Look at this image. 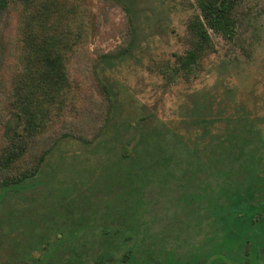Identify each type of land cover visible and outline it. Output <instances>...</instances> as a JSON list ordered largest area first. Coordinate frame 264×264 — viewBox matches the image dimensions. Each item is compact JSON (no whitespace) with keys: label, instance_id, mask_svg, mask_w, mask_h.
Returning <instances> with one entry per match:
<instances>
[{"label":"trees","instance_id":"obj_1","mask_svg":"<svg viewBox=\"0 0 264 264\" xmlns=\"http://www.w3.org/2000/svg\"><path fill=\"white\" fill-rule=\"evenodd\" d=\"M242 1L195 0L186 48L171 67L174 77L186 80L212 52L210 33L232 39ZM11 10L13 34L1 40L7 73L2 108L14 122L0 140V200L9 191L36 188L50 152L36 153L37 143L78 115L89 89L70 65L96 24L91 0H0V18ZM98 89L108 100L107 86L98 82ZM193 115L201 135L192 145L162 125L113 146L110 161L117 171L99 177L106 183L89 186L88 195L82 188L64 192L54 206L64 205L60 216L35 215L18 258L24 264H86L83 239L100 252L122 245L127 264H264V138L256 127L240 136L213 134L212 121L195 109ZM68 225L74 230L68 232Z\"/></svg>","mask_w":264,"mask_h":264},{"label":"rangeland","instance_id":"obj_2","mask_svg":"<svg viewBox=\"0 0 264 264\" xmlns=\"http://www.w3.org/2000/svg\"><path fill=\"white\" fill-rule=\"evenodd\" d=\"M91 4L94 33L70 65L72 75L83 81L89 93L74 120L37 143L36 153L49 148L50 152L40 166L36 188L9 191L0 200V264H24L18 256L27 245L28 222H36L38 214L60 216L64 205L54 206L64 192L69 196L82 188L88 195V187L99 177L117 171L111 166L110 159L116 157L112 147L125 145L140 131L164 125L192 145L195 135H201L194 123L195 109L212 121L213 134L229 130L240 136L246 127H256L264 138V0H243L237 7L232 39L210 33L212 52L186 80L174 77L171 67L175 55L186 48V24L196 11L195 0H91ZM13 12L0 18V140L5 125L14 122L2 108L7 73L1 46V40L13 34ZM104 55L114 57L111 64L101 61ZM98 82L109 89L108 100L99 92ZM121 121L124 125H117ZM57 132L70 135L59 139ZM65 228L74 230L71 225ZM79 243L86 264H127L122 261L126 252L122 245L100 252L87 248L83 239Z\"/></svg>","mask_w":264,"mask_h":264},{"label":"flooded vegetation","instance_id":"obj_3","mask_svg":"<svg viewBox=\"0 0 264 264\" xmlns=\"http://www.w3.org/2000/svg\"><path fill=\"white\" fill-rule=\"evenodd\" d=\"M104 256H105V255H102V257H101V258L103 259V258H104Z\"/></svg>","mask_w":264,"mask_h":264}]
</instances>
